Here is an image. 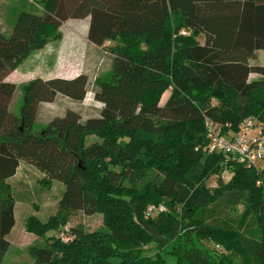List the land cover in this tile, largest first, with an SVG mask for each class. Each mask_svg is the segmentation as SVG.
Returning <instances> with one entry per match:
<instances>
[{"label": "trees", "instance_id": "1", "mask_svg": "<svg viewBox=\"0 0 264 264\" xmlns=\"http://www.w3.org/2000/svg\"><path fill=\"white\" fill-rule=\"evenodd\" d=\"M32 1L9 35L0 29V264L16 225L10 179L24 163L42 175L43 187L63 184L62 214H101L107 229H71L68 242L50 238L31 247L35 264H264V167L202 151L207 120L235 131L246 118H264V66L250 65L264 51V0ZM70 18H90L92 44H117L111 72L96 82L104 108L86 121L69 110L36 130L39 105L70 94L69 85L31 81L16 116V86L6 79L60 39ZM253 73L262 78L249 81ZM89 136L102 142L88 145ZM148 170L163 176L160 185L125 184ZM225 171L232 174L228 183ZM213 176L219 180L212 191L206 181ZM227 194H241L243 220L260 219L261 239L200 219ZM151 206L165 211L150 214ZM61 217L28 216L24 226L44 238L67 225ZM150 245L152 255L145 251Z\"/></svg>", "mask_w": 264, "mask_h": 264}, {"label": "rangeland", "instance_id": "2", "mask_svg": "<svg viewBox=\"0 0 264 264\" xmlns=\"http://www.w3.org/2000/svg\"><path fill=\"white\" fill-rule=\"evenodd\" d=\"M19 5L21 10H27L29 4L25 0H20ZM41 11L43 10L41 9ZM89 23L90 18L68 19L59 29L60 39L51 40L46 47L34 52L20 68L10 74L8 81L16 86L10 111L16 116L19 115L23 103V89L31 81L37 78L45 81L61 80L66 83V86L69 85L70 94L59 93L54 102H44L39 105L34 125L36 130L46 128L54 118L65 116L69 110L79 113L83 121L101 115L100 112L104 105L95 98V94L99 90L96 82L111 72L117 44L106 43L102 47L92 44L88 39ZM11 24L6 25V28L10 26L12 31L13 25ZM250 65L264 66V51H259L256 58L250 61ZM261 78L260 74L253 73L250 75L249 81ZM170 94V91L165 93L162 105L166 103ZM97 142L101 143L102 140L96 136L87 138L88 145ZM259 166L263 167L264 165ZM22 169L17 177L13 180L10 179L18 199L16 225L9 235L10 248L2 264H35V260L29 253L31 247H43L50 238H60L62 241H64V237L72 239L71 229L83 230L86 233L107 232L101 214L87 215L77 210L67 214L60 212L58 203L64 191L62 183L54 182L52 188H45L38 182L42 175L35 168L24 163ZM115 169L121 170V168ZM231 176L229 171H225L221 179L224 183H228ZM162 180L163 176L158 171L148 170L144 176L133 174L125 181V184L142 188L149 182L160 185ZM218 180V177L213 176L206 181L207 187L213 191L214 187H218ZM241 203V194H227L216 204L204 210L200 214V219L213 227L237 230L249 238L261 239L263 223L255 216L243 220ZM54 215H60V217L62 215L61 219L66 218L67 225H63L57 231L49 232L44 238L26 231L24 225L28 216H37L46 220ZM155 247V245L146 247V254H154Z\"/></svg>", "mask_w": 264, "mask_h": 264}, {"label": "built area", "instance_id": "3", "mask_svg": "<svg viewBox=\"0 0 264 264\" xmlns=\"http://www.w3.org/2000/svg\"><path fill=\"white\" fill-rule=\"evenodd\" d=\"M206 128L208 143L202 149L205 155L221 154L247 167H264V118H246L235 131L230 124L220 125L211 120L206 121ZM157 210L163 212L165 208L151 206L148 212ZM63 240L68 242L70 239L64 237Z\"/></svg>", "mask_w": 264, "mask_h": 264}, {"label": "crops", "instance_id": "4", "mask_svg": "<svg viewBox=\"0 0 264 264\" xmlns=\"http://www.w3.org/2000/svg\"><path fill=\"white\" fill-rule=\"evenodd\" d=\"M28 1H26V3L29 4L27 9H31L32 6H30V5L34 2L32 0H28ZM19 4H20V0H14V1L0 0V11H2V12H0V15H1L0 16V29L6 35H9L11 33V27L7 26L8 28H6V25H9L10 23H12L11 25H13L15 20H16L17 15L21 12V6ZM9 79H10V75L8 76L6 81H8ZM168 98L169 97H167V100H168ZM22 166H23V164L20 167L21 170H23ZM19 171H18L16 177L19 175Z\"/></svg>", "mask_w": 264, "mask_h": 264}]
</instances>
